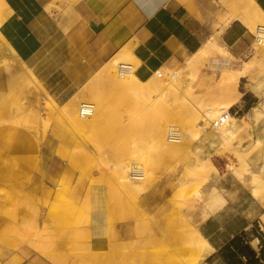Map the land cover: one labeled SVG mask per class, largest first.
<instances>
[{"label": "rangeland", "instance_id": "1", "mask_svg": "<svg viewBox=\"0 0 264 264\" xmlns=\"http://www.w3.org/2000/svg\"><path fill=\"white\" fill-rule=\"evenodd\" d=\"M232 2L229 0V4ZM4 4L0 3V20L2 19L0 22V256L7 254L9 248H18L22 243L32 244L35 247L51 245L53 248L55 246V250L60 253L58 247L61 246V238L67 233L65 225L69 220L76 221L75 239L89 243L92 237L85 230V227L90 223L88 210L91 205L89 200L91 196L100 194L105 196L108 208L106 227L102 230L103 241L106 240L107 247L102 251L100 247L94 249L90 256V264H96L103 258V255L111 261L119 260L120 258L116 255V247L120 243L125 244V249H127L125 254H121L125 261H134L137 264H184L175 260L161 261L159 256L163 257L174 243L181 244L179 242L181 238L180 241H184V235L181 234L183 230L180 228L175 230V227H180V223H182L181 217H183V223L184 219L189 218L197 227L199 221L205 219L215 210L216 207L206 205L212 197L216 196L218 189L210 195L204 182L208 174L205 172L211 169L210 165L215 166L218 171L224 167V161L219 160L216 156L225 155L230 171H233L250 186L251 179L254 177L263 179L264 170L262 172L259 169H253L258 168L256 166L258 158L255 155L258 153L257 151H262L261 147L264 145V141L259 140L256 146L245 151L243 146L247 140H245L242 130L235 137L226 139L222 135V126L216 128L210 124L213 118L207 114V109L211 107L213 115L218 118L217 110L220 109L222 103L230 100L234 90L241 92L247 90L249 96L255 99L253 106L260 107V116H264V42L256 44L253 41L249 54L244 58H235L229 54L223 57L218 53L212 55L208 52L213 56L211 58L207 52L202 51L204 46L202 44L197 51L201 50L203 57L208 56L204 57L205 59L200 56L199 60L191 67L184 63L187 59L177 62L175 65L167 64L159 58L147 61L137 57L132 49H129L131 55L134 56L132 64L137 66L136 74L140 86L128 95V99H123L122 93L117 88L109 91L106 89V92L102 90L110 106L104 116L101 115L103 120L97 126L100 128H96L93 133L94 130L87 126L74 124L75 118L71 116L72 114H66L63 117L58 114L56 109H45L40 105L43 101L42 97L46 96L48 90L40 81L37 82L42 91L34 85L26 83L24 77L32 71L26 63L27 50L22 44L10 42L9 37L5 36L4 27L1 26ZM222 4L220 5H225V3ZM250 32L253 34L254 31ZM5 44L9 49L4 46ZM225 50L229 52L228 47H225ZM220 58L223 59L220 61ZM175 68L180 71L178 78L172 76ZM173 69L174 71H172ZM116 70L117 68H114L111 72L118 73ZM157 70L162 72L160 77L162 84L156 79ZM236 74L242 75L236 78ZM258 75H263L260 77L262 81ZM227 76H230L232 84L228 87L225 86ZM104 80L101 86L108 87ZM260 81L263 91L259 95L249 86L251 83L258 84ZM85 83L78 88L73 98V105H75L77 113L78 102L95 100L90 91L89 94L88 90L85 91V87L80 90L84 85L86 86ZM247 83L249 86L246 85ZM49 91L57 102V109H59L65 101L63 95L67 91L62 93H60L61 90L52 89ZM152 110H154L153 114ZM230 110L229 108L228 111ZM151 117H153V121L160 120V122H166V119L171 118L170 122L174 124V128L181 130L182 134L189 129H195V132L199 134L196 135V139L190 146L177 148L170 152L162 149L159 151L153 144V133L150 130V132L145 131V123L151 120ZM203 118L206 120L204 125H202ZM142 120L143 123L145 121V125L140 122ZM103 121L104 123H102ZM135 121H137L136 124ZM194 122L204 128L193 127L192 123ZM136 125H139V128ZM31 131L34 132H32L33 135ZM38 141L41 142L40 148L37 146ZM46 148L48 152L44 153ZM127 154H129L128 157H126ZM68 155L70 158H67ZM74 155L77 157L74 158ZM136 155L149 157L153 161L152 167L145 169L150 177V184L147 183L149 185L146 184L141 193H136L130 187L118 182L117 165L123 160L128 161L131 158L135 160L138 158ZM69 159L76 160L71 164L68 162ZM37 162L39 165L36 164ZM136 165L144 167L142 163ZM111 167L116 172L112 171ZM200 174L203 175L199 176ZM15 175L21 181L13 185L7 180V177L12 179ZM116 176L118 181L115 179ZM40 180L44 187L41 194L39 187L35 188V183ZM170 181L174 183V186ZM197 183L199 184L197 185ZM203 188L205 189L203 190ZM202 194L204 197L201 196ZM55 195L56 197L58 195L57 198L60 196L64 198L60 197L58 199L60 201L56 200L60 203L49 206L47 201L52 200ZM64 200V206H69L68 209L66 207L67 211L65 212L62 202ZM154 200L157 202L154 203ZM163 202L165 203L163 204ZM174 203L177 206H173ZM179 203L181 204L179 205ZM149 205L151 206L149 207ZM167 206L170 207V210L172 208V211ZM178 206H181L180 211ZM73 207L77 209V213ZM153 208H157L154 210L158 213L153 211ZM158 208H164V210L166 208L169 210L167 212L171 213L169 215L166 211L161 213ZM70 211L71 213L75 212L70 215ZM183 212L184 216H182ZM123 213L126 214L122 216ZM152 213L156 214L158 218L153 217ZM162 214L167 216V219L161 218ZM174 214L177 215L176 218H173ZM168 216L170 220H175L170 221ZM177 217L178 222L176 221ZM163 219L165 225L161 222ZM156 221L157 224H159L158 221L161 224L155 225ZM169 224L173 225V231L170 230L173 228H170ZM168 226L169 228H166ZM163 230L164 232L168 230L169 234L168 232L164 233ZM177 233L178 236L175 237L173 234ZM114 234L117 235L114 236ZM172 238L177 239L170 243L169 239ZM70 244L67 243L68 246ZM75 248L72 250L65 248L66 251H62L60 254L68 258L69 252L74 253ZM186 256V254L183 255L184 258ZM199 257L200 253L194 252L193 263L197 262Z\"/></svg>", "mask_w": 264, "mask_h": 264}, {"label": "crops", "instance_id": "2", "mask_svg": "<svg viewBox=\"0 0 264 264\" xmlns=\"http://www.w3.org/2000/svg\"><path fill=\"white\" fill-rule=\"evenodd\" d=\"M4 1L1 26L5 36L27 50L26 63L48 94H52V89L67 91L63 95L65 101L123 46L144 60L159 58L175 65L192 56L220 28V15H228L215 0ZM255 1L264 11V0ZM220 38L235 58L249 54L254 41L248 27L237 19L221 32ZM248 93L242 92L230 107L231 115L244 125L241 129L247 140L245 151L259 140L264 141V116L250 115L255 99ZM246 103L253 105L242 112ZM261 148L255 155L258 168L253 170L264 165V145ZM216 157L224 161V167L215 183L218 193L206 205L216 208L197 225L214 248L204 263L264 264V189L261 198L255 196L252 187L230 171L226 156ZM7 180L13 185L21 181L17 175ZM42 186V180L35 183L40 194ZM47 202L50 204L51 200ZM89 203L90 223L85 230L91 240L77 241L75 222L69 220L58 247L60 253L74 244H90L96 249L103 245L106 249L102 235L108 217L105 196L93 195ZM67 243H71L70 247ZM8 250L0 256V264H60L52 258L53 254L66 259L51 245L35 247L22 243Z\"/></svg>", "mask_w": 264, "mask_h": 264}, {"label": "bare ground", "instance_id": "3", "mask_svg": "<svg viewBox=\"0 0 264 264\" xmlns=\"http://www.w3.org/2000/svg\"><path fill=\"white\" fill-rule=\"evenodd\" d=\"M215 1H217V2H219V4H222V3H225V5H224V10L226 9L227 11H228V16L227 17H223L222 15H220L219 16V19H221L222 20V25L220 26V28L217 30V31H215L205 42H204V46H203V49H202V51L203 52H210V53H212V55H213V53L215 54V53H218V54H220V55H222L223 57H226L227 56V54H229V55H231L229 52H228V50L226 51L225 50V45H224V43L221 41V38H220V34H221V32L233 21V20H235V19H237V20H240L241 22H243L247 27H248V29L250 30V31H254V32H256L260 27H264V11H263V9H262V7H261V5L258 3V2H256L255 0H232L233 2L232 3H230L229 4V0L227 1V0H215ZM0 3H2V5L5 3L4 2V0H0ZM233 4V5H232ZM5 5V4H4ZM223 5V4H222ZM224 18V19H223ZM1 21V20H0ZM221 24V23H220ZM219 27V26H218ZM264 30V29H263ZM253 32V33H254ZM7 44H5L4 46H6ZM7 48H8V46H6ZM9 49V48H8ZM201 50L200 51H196L192 56H190L187 60H186V62L184 61V63H186L187 64V66H189V67H191V66H193L198 60H199V57L201 56V52H202ZM132 53L131 52H129V50H128V48L126 47V46H123L116 54H115V56L112 58L111 57V59L109 60L108 59V61H106V62H104V64L99 68V69H97L96 70V72H95V74H93L88 80H87V82L85 83L86 84V86L84 85L83 86V88H81L80 90H82V89H84V87H85V91H87L88 90V94L91 92L92 93V97H94V101H86V100H81L80 102H78L79 103V105L81 104V103H83V102H86V103H91V104H93L94 105V112L90 115V116H82V115H80V113H79V111H78V113H77V111H76V109H75V105H73L74 103H73V98H74V96L76 95V92L71 96V98H69L68 100H66L62 105H60V108L59 109H57L58 107V105H57V102L55 101V99L50 95V94H46V96L45 97H42V100L43 101H41V104L40 105H42L43 106V108H45V109H56L57 111H58V114H60L61 116H63L64 117V115H66V114H72L71 116H74V120H75V122H74V124H78V125H80V126H87V127H89L90 129H92V130H94L93 131V133L95 132V129L96 128H100V127H97L98 125H99V123H101V121L103 120L102 119V116H104V114L109 110V103H108V100H107V98H106V96H105V94L103 93L104 91L106 92V89L109 91L110 89H113V88H117V90H119L121 93H122V98L124 99V98H127L128 97V95L130 94V93H132V92H134V91H136L138 88H139V86H140V82H139V79H138V76H137V74H136V67L137 66H133V55H131ZM205 54V53H204ZM209 54V53H208ZM210 55V54H209ZM212 55H210V57L212 56ZM208 56V55H207ZM207 56L205 57V58H207ZM232 56V55H231ZM201 57H203V56H201ZM203 57V58H204ZM213 57V56H212ZM211 57V58H212ZM204 58V59H205ZM210 59V58H209ZM214 59H215V57H214ZM223 59V58H222ZM221 58H220V61L222 60ZM231 59V58H230ZM208 60V59H207ZM0 61H1V59H0ZM205 61V60H204ZM213 61V60H212ZM211 61V62H212ZM215 61V60H214ZM213 61V62H214ZM218 61V60H217ZM212 62V63H213ZM120 63H122V64H127V65H129L130 66V68L126 71V73H121L120 72V70L118 69V67H119V64ZM215 64V63H214ZM138 65V64H137ZM184 66V65H183ZM187 66H185L186 68H187ZM188 67V68H189ZM27 68V67H26ZM114 68H117V70H118V73H112L111 71H112V69H114ZM185 68V69H186ZM176 69V68H175ZM180 69V68H179ZM182 69V68H181ZM26 70V69H25ZM27 70H28V68H27ZM116 70V71H117ZM176 70H178V69H176ZM174 71V69L172 70V71H174V72H172V76L173 77H176V78H178V77H180V71L178 70V71ZM184 70V69H183ZM262 70V69H261ZM229 71V70H228ZM190 72V71H189ZM240 72H242V71H240ZM163 73H165V72H163ZM194 73V72H193ZM192 73V74H193ZM227 73V72H226ZM234 73V72H233ZM239 73V72H238ZM161 74H162V72H161V70H157L156 71V79L158 80V82H160V84H162V82H161V80H160V77H161ZM228 74H231V73H228ZM227 74V75H228ZM260 74V73H259ZM262 74H263V71H262ZM239 75H242V74H236V78L239 76ZM165 76V75H164ZM261 76H263V75H258V77H259V79H261L260 77ZM232 77V76H231ZM223 78V77H222ZM227 78V83H226V87H228V86H230V85H232L231 84V79H230V76L228 77H226ZM234 78H235V76H234ZM239 78V77H238ZM253 78V77H252ZM255 78H256V76H255ZM24 79L26 80V83L28 84V85H34L38 90H41V88H40V86H39V84H38V79H37V76H36V74H34L33 72H29L27 75H26V77H24ZM105 79V80H104ZM104 80V82H106L107 83V85H108V87H105V86H101V84H102V81ZM224 80V79H223ZM250 80V79H249ZM264 80V79H263ZM176 81V80H175ZM261 81H262V79H261ZM260 81V83H258V84H253V83H251L250 84V86L248 85V83L246 84V85H248L252 90H254L255 91V93L257 92L259 95L262 93V82ZM235 82H236V80H235ZM174 83V82H173ZM177 83V82H176ZM236 85V84H235ZM245 85V86H246ZM101 86V87H100ZM182 86V85H181ZM173 87H175V86H173ZM170 88V87H169ZM178 88H180V86H178ZM182 88V87H181ZM235 88H237V87H235ZM246 88V87H245ZM164 89V88H163ZM172 89V88H171ZM102 90H104V91H102ZM174 90H175V88H174ZM227 90V89H226ZM229 90V89H228ZM239 90V89H238ZM42 91V90H41ZM90 91V92H89ZM84 92V91H83ZM118 92V91H117ZM46 93V92H45ZM163 93V92H162ZM241 91H236V90H234L233 92H232V95H231V97H230V100L228 101V102H226V103H222V105L220 106V109L219 110H217V115H218V118H220V116L222 115L223 116V114H225L226 112H228V109L231 107V105L235 102V101H237L238 100V98H239V96L241 95ZM227 94V93H226ZM119 95V94H118ZM264 95V94H263ZM158 96V95H157ZM156 96V97H157ZM120 97V96H119ZM161 97H163L162 95H161ZM118 98V97H117ZM229 98V97H228ZM120 99V98H119ZM128 99V98H127ZM164 99V98H163ZM165 100V99H164ZM123 101V100H122ZM163 101V100H162ZM164 102V101H163ZM184 102H185V100H184ZM149 103H150V101H149ZM152 103H153V101H152ZM165 103V102H164ZM189 103V102H188ZM151 104V103H150ZM154 104V103H153ZM157 105V104H156ZM158 106H159V104H158ZM163 107H164V105H162ZM154 107V106H153ZM153 107H151V108H153ZM186 107V106H185ZM155 108V107H154ZM219 108V107H218ZM260 108V107H259ZM257 106H253L251 109H250V115L251 116H253L254 118H258L259 116H260V113H261V111H260V109H259ZM188 109H189V107H188ZM150 110V109H149ZM148 110V111H149ZM159 110V109H158ZM147 111V112H148ZM153 111L154 110H152V114H153ZM192 111V110H191ZM215 111V110H214ZM263 111V110H262ZM110 112V111H109ZM146 112V111H145ZM145 112H144V114H145ZM193 112H195V111H193ZM207 114H209V115H211V118H213L212 120L214 121V120H216V119H218L217 117H215L213 114V110L211 109V107L209 108V109H207ZM149 113V112H148ZM147 113V114H148ZM102 115V116H101ZM100 116H101V118H100ZM143 116V115H142ZM146 116H148V115H146ZM139 118V117H138ZM146 118V117H145ZM152 119L151 120H149L148 122H146L145 123V121H144V123L146 124H144L143 123V120L142 121H140V122H142L144 125H145V131H151L152 133H153V136H154V141H153V144H155V146L157 147V150L159 149V151H160V149H162V150H166V151H175V150H177V148H182V147H185V146H190L191 145V143L196 139V135L197 134H199V133H197V132H195V129H189V130H185L184 132H183V134H182V131L181 130H179V129H177V131H179V132H181V134H182V137H181V139L180 140H172V139H169L168 138V136H167V130L170 128V127H174V124L172 123V122H170V119L168 120V119H166V122H160V120L158 121H153V117H151ZM142 119V118H141ZM154 119H156L155 117H154ZM242 119V118H241ZM162 120V119H161ZM28 122V121H27ZM136 122L137 121H135V124H136ZM102 123H104V121L102 122ZM134 124V123H133ZM211 124V123H210ZM33 125V124H32ZM77 125V126H78ZM132 125V124H131ZM76 126V127H77ZM192 126L193 127H196V126H198V127H200V128H204L202 125H197L196 124V122H194V123H192ZM220 126H222V135L226 138V139H231V137H235L242 129L241 128H244V125H243V123H242V121L240 120V119H238L236 116H233V115H231L230 113L228 114V117H227V119L223 122V124L222 125H220ZM220 126H215V125H213V127H216V128H220ZM31 127V126H30ZM136 127L137 128H139V125H136ZM143 127V126H142ZM81 128V127H80ZM132 128V127H131ZM130 128V129H131ZM78 129V128H77ZM89 129V130H90ZM136 129V128H135ZM206 129V128H205ZM30 130V129H29ZM88 130V129H87ZM138 130V129H137ZM204 130V129H203ZM46 131V130H45ZM44 131V132H45ZM91 131V130H90ZM135 131V130H134ZM149 131V132H150ZM198 131V130H197ZM29 132V131H28ZM32 132L33 131H31V134H32ZM42 132V131H41ZM34 133V132H33ZM141 133H142V130H141ZM42 134V133H41ZM144 134V133H143ZM33 135V134H32ZM44 135V134H43ZM152 135V134H151ZM42 138V137H41ZM43 139V138H42ZM123 139V138H122ZM37 140V139H36ZM38 140H40V139H38ZM121 141V140H120ZM123 141V140H122ZM37 142V141H36ZM212 144H214V142H212ZM123 145V144H122ZM121 145V146H122ZM37 146L40 148L41 147V142H39L38 141V144H37ZM120 146V145H119ZM152 147H154V146H152ZM180 151V150H179ZM38 152V151H37ZM70 153V152H69ZM74 153V152H73ZM157 153H158V151H157ZM70 154H72V153H70ZM69 154V155H70ZM119 154V153H118ZM173 154V153H172ZM68 155V156H69ZM128 155L129 154H127V156L126 157H128ZM79 156V155H78ZM136 156H138V155H136ZM75 157H77L76 155H74V158ZM135 157V156H134ZM67 158H70V156L69 157H67ZM66 158V159H67ZM73 158V159H74ZM190 158V157H189ZM78 159H79V157H78ZM70 160V159H69ZM76 160V159H75ZM75 160H70V161H68V162H71V164H73L72 162L74 161L75 162ZM121 160V159H120ZM127 160H128V158H127ZM188 161V160H187ZM77 162V161H76ZM117 162V161H116ZM153 161H152V159L151 158H149V157H144V156H138V158H136L135 160H133V158H131L130 160H128V161H122L121 163H119L118 165H117V170H118V173H119V181L117 180L118 179V177L117 178H115L119 183L121 182V184H123V185H125V186H128V187H130L134 192H136V193H141L144 189H145V186H146V184L147 183H149V181H150V177H149V175H147V172L145 171V169L146 168H149L150 166H151V163H152ZM195 162V161H194ZM137 163H142L143 165H144V167L143 168H139L140 169V175L139 176H134V175H132L131 174V167L132 166H134V165H136ZM16 164H19V162H16ZM75 165H77L76 163H75ZM198 165V164H197ZM78 166V165H77ZM76 166V167H77ZM111 166V165H110ZM113 167V166H112ZM111 167V169H113V168H115V167H113L112 168ZM152 167V166H151ZM187 168V167H186ZM210 168L211 169H209L208 171H206L205 173L207 174L206 175V178H205V182H204V185L206 186V188L208 189V191L210 192V195L211 194H213L216 190H217V188H216V186H215V183H216V181L219 179V177H220V173H219V171L217 170V168L214 166L213 167V165H210ZM188 170V169H187ZM193 170V169H192ZM259 170L260 171H262L263 172V170H264V165L263 166H261L260 168H259ZM112 171H115V169H113ZM194 171V170H193ZM203 171V170H202ZM116 172V171H115ZM171 172H173V171H171ZM200 172V171H199ZM204 172V171H203ZM152 173V172H151ZM169 174H171V173H169ZM192 174V173H191ZM194 174V173H193ZM172 175V174H171ZM197 175V174H196ZM195 175V176H196ZM201 175H203V174H200L199 176H201ZM168 176V175H167ZM194 176V177H195ZM198 176V175H197ZM170 177V176H169ZM172 177V176H171ZM186 177H187V175H186ZM189 177V176H188ZM192 177V176H191ZM152 178V177H151ZM156 178V177H155ZM155 178H154V180H155ZM184 178V177H183ZM195 179V178H194ZM196 179H198V178H196ZM172 180V179H171ZM186 181H187V178H186ZM170 182H172V181H170ZM173 183V182H172ZM193 183H195V182H193ZM150 184V183H149ZM149 184H147V185H149ZM171 184V183H170ZM196 184V183H195ZM199 183H197V185H198ZM173 186H174V183L172 184ZM172 186V187H173ZM200 186V185H199ZM171 187V188H172ZM201 187H204L203 185H201ZM251 187H252V192H253V194L255 195V196H257V197H259L260 196V198H261V191H262V189H264V180L262 179V178H258V177H254L253 179H251ZM118 189H119V186H118ZM173 189V188H172ZM205 188H203V190H204ZM122 190H123V186H122ZM122 190H120L121 191V193H123L122 192ZM206 191V190H205ZM207 191V192H208ZM58 192V191H57ZM57 194V193H56ZM58 194H59V192H58ZM129 195V194H128ZM132 195V194H131ZM137 196V195H136ZM201 196H203L204 197V195L202 194ZM208 196H209V194H208ZM56 197V195L55 196H53V198H52V200H51V202H50V204H49V206H52V205H54V204H58V203H60V202H58V201H60V200H58V199H60V197L59 198H57L58 197V195H57V199L55 198ZM170 197V196H169ZM168 197V198H169ZM205 197H206V195H205ZM263 197V196H262ZM64 198V197H63ZM62 197H61V199H63ZM56 200H58V201H56ZM166 200V199H165ZM164 200V201H165ZM203 200H204V198H203ZM260 200V199H259ZM155 201V202H154ZM153 202L154 203H156L157 201L156 200H154ZM168 201V200H167ZM172 201H174V200H172ZM63 202V206H64V203H65V200L64 201H62ZM152 202V201H151ZM169 202H171V201H169ZM165 202H163V204H164ZM172 203V202H171ZM62 204V203H61ZM60 204V205H61ZM149 204H150V202H149ZM153 204V203H152ZM161 204V203H160ZM162 204V205H163ZM169 204V203H168ZM181 203H179V205H180ZM159 205V204H158ZM170 205V204H169ZM176 204L174 203V205L173 206H175ZM56 206V205H55ZM59 206V205H58ZM71 206H73V205H71ZM71 206H70V208H71ZM146 206H148V205H146ZM151 205H149V207H150ZM156 206V205H155ZM177 206V205H176ZM67 207V209L69 208V206H66ZM66 207L64 206V208H63V211L65 212V211H67L66 210ZM149 207H148V210H149ZM161 207H164V206H161ZM168 207V209L170 210V207L169 206H167ZM180 207L181 206H178V210L180 211ZM53 208V207H52ZM73 208H75V207H73ZM81 208V207H80ZM145 208V207H144ZM186 208V207H185ZM61 209V208H60ZM76 209V208H75ZM75 209H73V210H75ZM154 209H157V208H153V211H155V212H157L158 213V211H156V210H154ZM159 209V208H158ZM162 209H163V211H162ZM160 208L159 210H160V212L162 213H164V211H166V213H168L167 212V210H166V208H165V210H164V208ZM62 210V209H61ZM85 210V209H84ZM145 210V209H144ZM143 210V211H144ZM168 210V211H169ZM173 210H175V209H173ZM186 210V209H185ZM89 211V210H88ZM152 211V210H151ZM152 211V212H153ZM170 211H172V208H171V210ZM177 211V210H176ZM181 211H183V210H181ZM73 212H75V211H72V213ZM81 212H83V211H81ZM150 212V211H149ZM175 212V211H174ZM68 213V212H67ZM70 213H71V211H70ZM72 213L70 214V215H72ZM76 213H77V209H76ZM116 213H117V211H116ZM165 213V214H166ZM171 212H169L168 213V215L170 214ZM173 213V212H172ZM118 214V213H117ZM126 213H123L122 214V216L123 215H125ZM177 214V213H176ZM181 214V213H180ZM184 214V212L182 213V216H184L183 215ZM187 214V213H186ZM151 215H153V217L155 216V218L157 217L156 216V214L154 215V213H152ZM175 215V214H174ZM158 216H160V215H158ZM176 216L177 215H175L173 218H176ZM51 217V216H50ZM75 217V216H74ZM138 217V216H137ZM165 217V219H167V216H163V214H162V216H161V218H164ZM180 217H181V215H180ZM77 218V217H76ZM158 218V217H157ZM160 218V217H159ZM168 218H169V216H168ZM75 219V218H74ZM123 219V218H122ZM131 219V218H130ZM138 219H139V217H138ZM154 219V218H153ZM153 219H151V220H153ZM181 220H182V223H180V227H175V230H176V228H180L181 230H183L182 231V233L181 234H183L184 235V241L183 242H181L180 240L182 239H180L179 240V242L181 243V244H175L174 243V245H173V247L171 248V249H169L168 250V252L166 253V254H164V256L162 257H160L159 256V258L161 259V261H164V260H175V261H177V262H183L184 264H205L204 263V259H206V257L214 250V248L212 247V245L209 243V241L200 233V231L199 230H197V227L193 224V222L188 218V219H184V223H183V217H181L180 218ZM82 220V219H81ZM128 220V219H127ZM149 220V219H148ZM160 220H162V219H160ZM169 220H170V218H169ZM175 220V219H174ZM173 219L172 220H170V221H174ZM83 221V220H82ZM116 221V220H115ZM120 221V220H119ZM154 221V220H153ZM165 220L163 219V221H161V222H163L162 224H164L165 222H164ZM176 221L178 222L179 220H178V217H177V219H176ZM175 221V222H176ZM76 222V221H75ZM152 222V221H151ZM150 222V223H151ZM167 222V221H166ZM169 222V221H168ZM82 223V222H81ZM149 223V224H150ZM158 223L159 224H161L159 221H158ZM77 224H80V223H78L77 222ZM159 224H157V221H156V224L155 225H159ZM172 224V223H171ZM171 224H169L170 225V228L173 226H171ZM174 224V223H173ZM148 225V224H147ZM155 225H153V226H155ZM165 225V224H164ZM168 225V224H167ZM148 227L150 228V226L148 225ZM153 228V227H152ZM160 228V227H159ZM158 228V229H159ZM166 228H169V226L168 227H166ZM173 228V227H172ZM135 229V228H134ZM133 230V229H132ZM165 230V229H164ZM164 230H163V232H164ZM169 230V229H168ZM168 230H166L167 232H168V234H169V231ZM170 230H174V228L173 229H170ZM172 231H170V232H172ZM133 232H135V231H133ZM167 232H164V233H167ZM180 233V232H179ZM117 234H114V236H116ZM154 235V234H153ZM156 235V234H155ZM166 235V234H165ZM173 235H175V237H176V235L178 236V233L177 234H173ZM169 237V236H168ZM170 238V237H169ZM47 239H49V238H47ZM46 239V240H47ZM158 239H160L161 240V238H158ZM173 239V238H172ZM172 239L170 240L169 239V241H170V243L172 242H174V240L176 241V239L174 238L173 239V241H172ZM51 240V239H50ZM127 240V239H126ZM151 240V239H150ZM155 240V239H154ZM159 240V241H160ZM168 240V239H167ZM52 241V240H51ZM129 241V240H128ZM130 241H131V239H130ZM166 241V240H165ZM47 242H48V240H47ZM117 242V241H116ZM121 242V241H120ZM125 242V241H124ZM48 243H50V242H48ZM131 243V242H130ZM158 243V242H157ZM157 243H155V244H157ZM178 243V242H177ZM154 244V245H155ZM158 244H160V242L158 243ZM157 244V245H158ZM117 245V244H116ZM125 244H122V243H120L119 245H117V256H118V258H120L119 260H117V261H111V260H109L108 258L106 259L105 257H104V255H103V258H101L98 262H96V264H137V263H135L134 261H125V259L122 257V253H126L125 251L127 250V249H125V246H124ZM127 245V244H126ZM114 246V245H113ZM161 246V245H160ZM165 246V245H164ZM163 246V247H164ZM170 246V245H169ZM172 246V245H171ZM70 247V246H69ZM76 247V248H75ZM104 246L103 245H101L100 246V249H101V251L102 250H104V248H103ZM72 248H75L73 251H74V253H71V252H69V254H68V258H66V259H60V258H58L56 255H52V258L54 259V260H56L58 263H60V264H90V261H91V259H90V256H91V254H92V252L94 251V249H96V248H93V246H91L90 244H74L73 246H71L70 247V249L72 250ZM160 248V247H159ZM112 249V248H111ZM161 249V248H160ZM162 250V249H161ZM114 251V250H113ZM199 252L200 253V257H199V259L197 260V262H194L193 263V258H192V256H193V254H194V252ZM115 252V251H114ZM213 253V252H212ZM163 254V253H162ZM184 254H186L187 256H186V258H184L183 257V255ZM127 260V259H126Z\"/></svg>", "mask_w": 264, "mask_h": 264}, {"label": "built area", "instance_id": "4", "mask_svg": "<svg viewBox=\"0 0 264 264\" xmlns=\"http://www.w3.org/2000/svg\"><path fill=\"white\" fill-rule=\"evenodd\" d=\"M264 27H260L256 32L253 33V36H254V42L256 44H262L264 42ZM130 68L129 65L127 64H122L120 63L119 64V67L118 69L120 70L121 73H126V71ZM78 111L80 113V115L82 116H90L93 112H94V105L91 104V103H86V102H83L79 105V108H78ZM231 114L230 111L226 112L225 114H223V116L221 115L220 118L216 119V120H211V124L212 125H215V126H220L223 124V122L227 119L228 117V114ZM205 119L203 118L202 119V125L205 124ZM167 136L169 139H172V140H180L181 137H182V134L181 132L177 131L176 128L174 127H170L168 130H167ZM140 167L137 166V165H134L131 167V174L132 175H136V176H139L140 175Z\"/></svg>", "mask_w": 264, "mask_h": 264}, {"label": "trees", "instance_id": "5", "mask_svg": "<svg viewBox=\"0 0 264 264\" xmlns=\"http://www.w3.org/2000/svg\"><path fill=\"white\" fill-rule=\"evenodd\" d=\"M252 105H253V104H251V103H246V104L244 105V108H243V111H242V112H246V111H248Z\"/></svg>", "mask_w": 264, "mask_h": 264}]
</instances>
